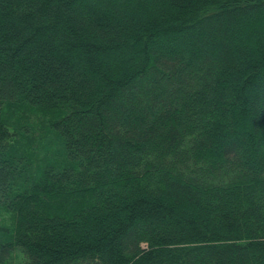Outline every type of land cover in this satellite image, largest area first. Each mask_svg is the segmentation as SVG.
<instances>
[{"label": "trees", "instance_id": "obj_1", "mask_svg": "<svg viewBox=\"0 0 264 264\" xmlns=\"http://www.w3.org/2000/svg\"><path fill=\"white\" fill-rule=\"evenodd\" d=\"M0 264H264V0H0Z\"/></svg>", "mask_w": 264, "mask_h": 264}]
</instances>
